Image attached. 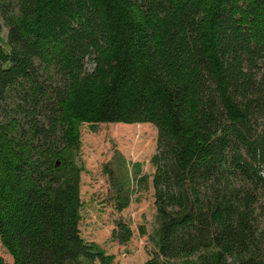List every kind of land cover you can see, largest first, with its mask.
Here are the masks:
<instances>
[{
	"label": "trees",
	"instance_id": "trees-1",
	"mask_svg": "<svg viewBox=\"0 0 264 264\" xmlns=\"http://www.w3.org/2000/svg\"><path fill=\"white\" fill-rule=\"evenodd\" d=\"M0 25V264H112L79 230L106 123L157 128L151 175L104 165L119 212L153 188L144 264H264V0H0Z\"/></svg>",
	"mask_w": 264,
	"mask_h": 264
},
{
	"label": "rangeland",
	"instance_id": "rangeland-1",
	"mask_svg": "<svg viewBox=\"0 0 264 264\" xmlns=\"http://www.w3.org/2000/svg\"><path fill=\"white\" fill-rule=\"evenodd\" d=\"M5 35V28L0 25V37L5 38ZM125 125L130 124H101L95 132L87 124L81 128L79 157L84 171L80 176L82 207L79 230L83 239L98 243L107 254L114 255L112 264H144L153 254L150 236L156 226L157 214L153 188L147 186L140 192H131L128 206L119 212L111 201L112 179L105 172L104 165L113 159L116 151L124 158L122 161L127 163L130 173L132 167L139 164L143 173L151 175L157 128L150 123ZM118 162L116 159L114 163ZM120 219L127 222L132 231L125 244H120L112 236L115 222ZM0 256L6 261L12 260L1 243Z\"/></svg>",
	"mask_w": 264,
	"mask_h": 264
}]
</instances>
